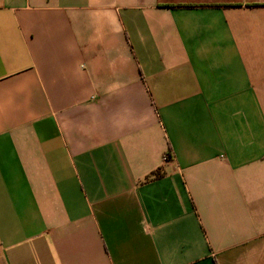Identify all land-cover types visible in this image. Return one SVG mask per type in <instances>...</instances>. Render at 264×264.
Wrapping results in <instances>:
<instances>
[{
	"label": "crops",
	"instance_id": "crops-1",
	"mask_svg": "<svg viewBox=\"0 0 264 264\" xmlns=\"http://www.w3.org/2000/svg\"><path fill=\"white\" fill-rule=\"evenodd\" d=\"M0 264H264V0H0Z\"/></svg>",
	"mask_w": 264,
	"mask_h": 264
},
{
	"label": "built area",
	"instance_id": "built-area-1",
	"mask_svg": "<svg viewBox=\"0 0 264 264\" xmlns=\"http://www.w3.org/2000/svg\"><path fill=\"white\" fill-rule=\"evenodd\" d=\"M171 158H172V153L171 152L166 153L165 156H164V160H166V161L171 159Z\"/></svg>",
	"mask_w": 264,
	"mask_h": 264
},
{
	"label": "trees",
	"instance_id": "trees-1",
	"mask_svg": "<svg viewBox=\"0 0 264 264\" xmlns=\"http://www.w3.org/2000/svg\"><path fill=\"white\" fill-rule=\"evenodd\" d=\"M158 174H160V172Z\"/></svg>",
	"mask_w": 264,
	"mask_h": 264
}]
</instances>
